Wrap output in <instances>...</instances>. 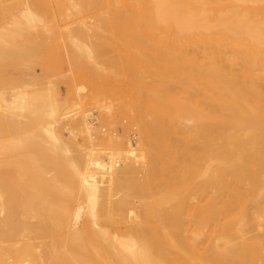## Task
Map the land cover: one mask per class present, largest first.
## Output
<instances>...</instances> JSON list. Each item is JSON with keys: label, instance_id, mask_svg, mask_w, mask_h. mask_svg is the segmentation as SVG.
Returning a JSON list of instances; mask_svg holds the SVG:
<instances>
[{"label": "bare ground", "instance_id": "6f19581e", "mask_svg": "<svg viewBox=\"0 0 264 264\" xmlns=\"http://www.w3.org/2000/svg\"><path fill=\"white\" fill-rule=\"evenodd\" d=\"M74 1L68 64L83 82L134 80L132 104L100 102L128 128L106 130L102 109L97 125L73 87L32 89V45L7 41L0 264H264V0Z\"/></svg>", "mask_w": 264, "mask_h": 264}, {"label": "rangeland", "instance_id": "374dc122", "mask_svg": "<svg viewBox=\"0 0 264 264\" xmlns=\"http://www.w3.org/2000/svg\"><path fill=\"white\" fill-rule=\"evenodd\" d=\"M68 1V0H67ZM67 1L66 0H62V2H61V0L59 1V0H46V3H44V1L43 0H39V2H38V4H40V5H42V4H44V5H42L41 6V8H39L38 9V7L37 6H35V5H38V4H30V6L28 5V7H29V9L27 8V10H26V1L25 0H7V3L4 5V7H3V10H0V54H7V51H8V48H7V41H9L10 43H11V41L10 40H12V37L13 36H15V37H17V38H15L13 41H15V42H13V43H18V44H20L22 47H24L25 46V48H27L26 50H28L29 49V47L31 46V48L28 50L29 52H30V54H29V52L28 51H26V53L25 54H23L21 57H24V59H28V61H30L31 62V65L32 64H35V65H37V66H35V65H32V67L30 68V66H29V69L33 72V76L32 77H34L33 79H32V77L30 78V79H32V81H28V82H30L29 84H31L30 85V87L32 88V85H33V88L32 89H34V87L36 86V89H37V86L39 85L40 86V84L42 83V81H45V83H46V80H47V84H48V82H49V84H50V88L51 89H53L52 88V86H54V88L56 89L57 87V89L55 90V89H53V90H55V91H58L59 90V92L63 95V97L65 96H67V95H69V92H70V89H71V94H72V96L75 98V99H79V96H80V98H82V101H83V98L84 99H86V100H84V102L82 103L83 104V107L84 106H86V105H88L89 103H91L90 105H88V106H86V107H84L83 109L84 110H87V112L89 113V112H91V114H92V116H94L96 119H95V121H96V123H97V125H99L100 127H102V120H100V118H102L101 117V113L103 112H101V109L102 110H104V114H107V115H105L106 116V121H105V123L106 122H108L107 124H105V127H106V125H107V128H105L106 130H108L109 129V123H111L112 125H114L115 127H114V129H112V131L113 130H116V132L115 131H113V133L114 134H117V135H120V134H122L123 133V129H122V126H123V123H124V128L125 129H127L128 128V125L126 124L127 123V115L126 114H120L121 112L119 111H117V112H115V115H114V113H111L110 114V111L107 109V108H104L103 106H100L101 104H100V102L101 103H110L113 99V93L114 92H117V103L118 104H120V103H133L134 102V98H135V91H134V80L131 78L130 80H123V81H121V82H114V81H112V80H110V79H106V80H104L105 82V84L104 83H94V82H91V81H88V82H83V80H82V76H81V73H82V71L79 69V71H78V68H75V67H71L70 66V64H68L69 62H68V59H67V56H66V52H65V50H64V46H63V44L62 43H60V41L62 42V40H64V39H68V34L70 35V30H72V26H74L76 23V19L80 16L79 14L80 13H78V15L79 16H77V12L75 13V1L73 0L72 1V5H70L71 4V0H70V4H69V1H68V3H67ZM42 2V3H41ZM58 2V3H57ZM65 2V3H64ZM73 3H74V6H73ZM47 4V5H46ZM39 5V6H40ZM71 6H72V8H73V12H70V11H72V8H71ZM34 8V10L33 9H31V8ZM36 8H37V10H36ZM46 8V11H44V9ZM71 8V9H70ZM42 11H41V10ZM49 9V10H48ZM23 11H24V13H23ZM26 11H27V16H26ZM28 11H29V13H28ZM49 11V12H48ZM65 11V12H64ZM33 12H35V13H33ZM44 12H46V13H44ZM53 12V13H52ZM32 14L33 13V15H35V17L39 20H37V24H35L33 27H30L29 28V26H28V20L25 18V17H27L28 18V14ZM63 13V14H62ZM68 13V14H67ZM51 14V15H50ZM59 14V15H58ZM72 14H75V15H73L72 16ZM84 14L85 13H82V15L84 16ZM25 17H24V16ZM40 15V16H39ZM61 15V16H60ZM81 15V16H82ZM24 18H23V17ZM59 16H60V18H59ZM65 16H66V18H65ZM75 16L77 17V18H75ZM80 16V17H81ZM79 17V19L78 20H80V19H82V18H84V17H86V14H85V16L84 17ZM39 17V18H38ZM43 17V18H42ZM49 17V18H48ZM51 17V18H50ZM57 17V18H56ZM73 17V18H72ZM48 18V19H47ZM62 18H65V19H62ZM75 18V19H74ZM68 19V20H67ZM17 20H18V22L20 23V24H18L17 23ZM19 20H21V21H19ZM43 20H44V22H43ZM62 20H64L63 22H60V21H62ZM23 21V22H22ZM56 23H55V22ZM75 21V22H74ZM24 22H25V24H24ZM39 22V23H38ZM74 22V23H73ZM17 23V24H16ZM44 23H48V25L50 24V28H47V27H44L45 26V24ZM18 25V26H15V25ZM73 24V25H72ZM21 25V26H20ZM24 27H23V26ZM67 25V26H66ZM70 25V26H69ZM28 27V28H27ZM39 27H40V29H39ZM68 27H72V28H68ZM22 28V29H21ZM36 28V29H35ZM38 28V29H37ZM19 29H20V31H19ZM25 31H24V30ZM60 29H61V31H60ZM68 29V30H67ZM70 31V32H66V31ZM49 31V32H48ZM19 33V34H13V33ZM46 32H48V33H46ZM13 34V35H12ZM28 34V35H27ZM35 34H36V36H35ZM43 34V35H42ZM45 34V35H44ZM50 36H49V35ZM18 35V36H17ZM19 35H21V36H19ZM30 35H31V37H30ZM47 35V36H46ZM65 35V36H64ZM68 36V37H67ZM37 37H39V38H37ZM48 37V38H47ZM51 37V38H50ZM65 37V38H64ZM34 38L36 39V40H34ZM26 39V40H25ZM57 40V41H59V43H54V42H50L49 43V46H51L52 47V50L50 49L49 51H47V50H45V49H47V47H46V42L47 41H49V40ZM31 40V41H30ZM34 40V41H33ZM42 40V42H40ZM23 43H22V42ZM24 41H26V44L24 45ZM33 41V42H32ZM37 41H39V42H37ZM44 41V42H43ZM21 42V43H20ZM41 43V44H40ZM29 44V45H28ZM34 44V45H33ZM37 44H40V46H42V47H39V45L37 46ZM44 44V45H43ZM28 46V47H27ZM33 46H37V48H38V50H37V48L36 47H33ZM55 46H58V48H56ZM33 47V48H32ZM61 48V50H60V48ZM44 48V49H43ZM63 48V49H62ZM39 49H41L40 51H39ZM35 52H34V51ZM63 50H64V52H63ZM32 51V52H31ZM34 53H35V56L37 55V54H39L38 56H36V57H38L37 58V60L36 59H34L35 57H33L34 56ZM41 53V54H40ZM110 54H112V52H109ZM27 54L28 55H30V57H28L27 56ZM33 54V55H32ZM61 54H62V56H61ZM24 55H26L27 57H25ZM43 55H44V57H43ZM64 55V56H63ZM2 56V55H1ZM49 56V57H48ZM21 57H20V59H21ZM63 57V58H62ZM40 58V59H39ZM45 58V59H44ZM19 58H18V61L19 62H21L22 63V61L21 60H24V59H21L20 60ZM30 59V60H29ZM51 59H53L52 61H51ZM67 61H66V60ZM33 60H35V61H33ZM42 60H43V62H42ZM26 61V62H25ZM27 60H24L23 61V65H28V62ZM50 61V62H49ZM41 64H40V63ZM44 64V66H45V64H49V63H51L52 64V68H50L49 69V72H48V70H45L46 68L44 67V70H43V64ZM68 64V65H67ZM22 65V67H20L18 70L20 71V73H21V71L22 70H24L25 69V67ZM25 65V66H26ZM38 65H39V67H38ZM55 66H57V67H55ZM59 66V67H58ZM27 67V66H26ZM36 67V68H35ZM40 67H41V71H40ZM63 68V69H61V68ZM34 68V69H33ZM69 70H68V69ZM70 68H72V69H70ZM58 71H57V70ZM60 69V70H59ZM35 70V71H34ZM64 70V71H63ZM9 71H10V73L12 74V71H14L15 72V70H12V69H9ZM47 71V72H46ZM57 71V72H56ZM43 74L42 75V77H40L41 76V73ZM60 72V73H59ZM68 72V73H67ZM71 72V73H70ZM73 72V73H72ZM36 73H38V74H40V76H38V74L36 75ZM45 73V74H44ZM46 73H48V74H46ZM77 73V74H76ZM57 74H58V76H57ZM74 74V75H73ZM47 75V76H46ZM61 75L62 76H64V77H61ZM70 75V76H69ZM72 75H73V77H72ZM37 78H36V77ZM39 77V78H38ZM46 79V80H45ZM55 79V80H54ZM62 79V80H61ZM75 79V80H74ZM72 80V81H71ZM74 80V81H73ZM40 81V84L38 83V82ZM51 81V82H50ZM61 81H62V83H61ZM33 82H36L35 84H32ZM58 82V83H57ZM65 82V83H64ZM69 82L71 83V84H69ZM78 82H79V84H78ZM81 82V83H80ZM114 82V83H113ZM127 82V83H126ZM45 83H43V84H45ZM53 83V84H52ZM59 83H61V84H59ZM92 83V84H91ZM125 83H126V85H125ZM133 83V84H132ZM18 84H19V82H18ZM20 87H22V84H23V82H20ZM46 84V85H47ZM59 86H58V85ZM62 84H64V85H62ZM76 84V85H75ZM85 84V85H84ZM101 84V85H100ZM103 84H104V86H103ZM113 84V85H112ZM124 84V85H123ZM131 84V85H130ZM46 85H44V87L46 86ZM52 85V86H51ZM72 85V86H71ZM84 85V87H85V89L87 90V91H89L88 92V94L86 93L87 91L84 89V90H82V91H80V88H81V86H83ZM88 85V86H87ZM92 85V86H91ZM106 85V86H105ZM49 86V85H48ZM109 86V87H108ZM122 86V87H121ZM132 86V87H131ZM104 87V88H103ZM125 87V88H124ZM31 88H29V89H31ZM47 88H49V87H47ZM76 88H77V90H78V92L76 91ZM88 88V89H87ZM94 88V89H93ZM98 88V89H97ZM100 88V89H99ZM116 88V89H115ZM45 89H46V87H45ZM67 89V90H66ZM110 89H112V90H110ZM47 90H49V89H46V91ZM92 90V91H91ZM95 92H97L96 94L94 93V91ZM119 90V91H118ZM67 91H68V93H67ZM72 91H74V92H72ZM80 91V92H79ZM86 91V92H85ZM109 93H108V92ZM128 92V93H126V92ZM132 91V92H131ZM111 92H112V94H111ZM123 92H124V94H123ZM118 93H120V94H118ZM93 94H95V95H93ZM99 94H101V95H99ZM106 94V95H105ZM78 95V96H77ZM87 96H89V97H87ZM99 96H101L102 97V99H101V97H99ZM121 96V97H120ZM86 97V98H85ZM109 97V98H108ZM120 97V98H119ZM125 97V98H124ZM89 98V99H88ZM93 98H94V100H93ZM105 98V99H104ZM87 99L88 100H90V101H88V104H87ZM98 99H100V100H98ZM107 99V101H105ZM110 99V100H109ZM121 99V100H120ZM99 102H98V101ZM133 100V101H132ZM86 101V102H85ZM94 101V102H93ZM95 101H97V102H95ZM110 101V102H109ZM116 102V101H115ZM120 102V103H119ZM86 103V104H85ZM96 103V104H95ZM99 104V105H98ZM99 107H97V106ZM125 105H127V104H125ZM89 106H92V107H90L89 108ZM88 107V108H87ZM86 108V109H85ZM99 109V111H97L98 109ZM89 109V110H88ZM91 109H92V111H91ZM107 111H108V113H107ZM125 111H126V109H125ZM100 112V113H99ZM94 113V114H93ZM95 113H96V115H95ZM109 116H111V117H109ZM115 116V117H114ZM108 117H109V119H108ZM114 118V119H113ZM108 119V120H107ZM117 119V120H116ZM120 119H124V120H120ZM98 120L101 122V123H99L98 122ZM113 121V122H112ZM117 121H119V123L120 124H118L117 123ZM104 122V121H103ZM115 123V124H114ZM121 123H122V125H121ZM103 127H104V124H103ZM132 129H133V127H132ZM130 130V132H129V137L130 138H132V139H134V133H133V130ZM119 132V133H118ZM105 159L107 158L106 156L104 157ZM60 255H63V250L60 252ZM61 264H70L67 260H64ZM81 264H86V260H85V263H81Z\"/></svg>", "mask_w": 264, "mask_h": 264}]
</instances>
